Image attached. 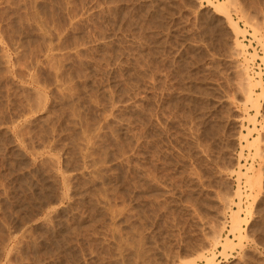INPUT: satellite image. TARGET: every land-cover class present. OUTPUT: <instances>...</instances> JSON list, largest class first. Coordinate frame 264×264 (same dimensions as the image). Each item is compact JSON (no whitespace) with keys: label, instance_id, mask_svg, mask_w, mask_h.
<instances>
[{"label":"rangeland","instance_id":"1","mask_svg":"<svg viewBox=\"0 0 264 264\" xmlns=\"http://www.w3.org/2000/svg\"><path fill=\"white\" fill-rule=\"evenodd\" d=\"M226 6L264 88V0ZM213 9L0 0V264H264V94Z\"/></svg>","mask_w":264,"mask_h":264},{"label":"bare ground","instance_id":"2","mask_svg":"<svg viewBox=\"0 0 264 264\" xmlns=\"http://www.w3.org/2000/svg\"><path fill=\"white\" fill-rule=\"evenodd\" d=\"M206 2L208 3V5H210L211 7L214 8L213 10L216 13H220L221 15H223V17L226 20L227 27L229 28V30L233 34V55L243 58V63L239 64V66H240V68H239L240 71L239 72L241 73V79H240V81H241V87H240L241 88V92H242L243 96L245 97L244 100L247 101V102H250V104L252 105V103L254 104L255 100L258 98L257 96H259V93L256 92V89L261 87V84H260V79H258V78L256 79L255 78V74L253 73L254 71L251 72L249 67H248V65H246L248 60H252L253 59L254 53H252V52L249 53L246 50V44L243 43V41H242V39L244 37L245 30L242 29L238 25V22L236 20H234L229 15V13L227 12V11H229L228 10L229 7L226 6V2L229 3L230 0L229 1L228 0H225V1L224 0L223 1L222 0H206ZM217 10H219L220 12H218ZM250 29H252V32H251L252 39L256 40L257 43H259L260 45H264V42H261V39H260V37L258 35V31L256 30V28L252 27ZM262 65H264V63H262ZM256 76H258V72H257ZM261 93L264 94V88H262V87H261ZM261 93H260L259 97H261ZM256 113H258V106H255V114L253 113V115H248V114L246 115V113H245V115H246L245 118L249 121V123H251V125H252L251 129H253V130H254L253 127H254V123H255V119H254L255 116L254 115H256ZM249 132H251V131L246 126H245V132H241V133L239 132V138L240 139L242 138L244 143H245V144L241 145L242 147L247 145V144H249L248 139L246 138V136L249 134ZM241 165L242 164H237L236 173H237V175H244L245 176L246 173L248 172L249 168L245 167L244 168L245 170L241 171V169H240ZM248 178H249V175H248ZM253 179H255V178H253ZM248 180H250V179H248ZM235 195H237V197L239 199L240 192H238L236 190ZM234 205H236V207H235L236 209L232 210L231 213H230V224L229 225H230V231L232 232V235L235 236L237 238V240L239 239L238 241H240V238L243 237L242 232L244 230L243 226H241V221H242V223L244 221V224H245L246 220L242 216L239 215V212L242 210V208H241V206L239 204V201L235 202ZM218 236H219L218 234L214 236V239H212V240H214L213 241V245H211V246H213L212 248H214V246H216L217 244L220 243V245L222 246V250H220L219 252L225 258L228 255V252H229V251L227 252V250L228 249H232L234 247V244H236V243L234 241H232L231 238H226L225 236L222 239L223 241H219L220 239L218 238ZM238 243H240V242H238ZM211 250L212 249H210V251H208L209 252L208 254H201L200 255V257L202 258V261H203L204 264H215L214 263V254L215 253H214V251H211ZM187 263H189V262H187Z\"/></svg>","mask_w":264,"mask_h":264}]
</instances>
